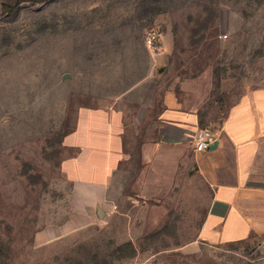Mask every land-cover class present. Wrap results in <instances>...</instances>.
Returning <instances> with one entry per match:
<instances>
[{
  "label": "rangeland",
  "instance_id": "rangeland-1",
  "mask_svg": "<svg viewBox=\"0 0 264 264\" xmlns=\"http://www.w3.org/2000/svg\"><path fill=\"white\" fill-rule=\"evenodd\" d=\"M258 88L264 0H0V264H264L263 230L198 240L199 178L135 189L167 97L212 130ZM101 104L143 121L109 206L86 221L60 164L79 111Z\"/></svg>",
  "mask_w": 264,
  "mask_h": 264
},
{
  "label": "crops",
  "instance_id": "crops-1",
  "mask_svg": "<svg viewBox=\"0 0 264 264\" xmlns=\"http://www.w3.org/2000/svg\"><path fill=\"white\" fill-rule=\"evenodd\" d=\"M140 120V119H138ZM121 105L101 104L79 111L63 142L60 170L73 186L77 214L86 221L103 215L110 203L112 177L124 167L137 127ZM199 115L174 97L164 101L157 139L139 145L143 171L135 189L162 197L178 176L197 177L209 192L199 241L232 243L264 231V88L245 93L211 131L216 144L194 150ZM98 218V217H97Z\"/></svg>",
  "mask_w": 264,
  "mask_h": 264
},
{
  "label": "built area",
  "instance_id": "built-area-1",
  "mask_svg": "<svg viewBox=\"0 0 264 264\" xmlns=\"http://www.w3.org/2000/svg\"><path fill=\"white\" fill-rule=\"evenodd\" d=\"M156 35L153 33H150L146 37V44L148 47L154 46V43L156 42ZM215 140V136L213 132L207 128H201L196 132L195 139H194V150L196 152H202L205 150H208L210 146L213 144Z\"/></svg>",
  "mask_w": 264,
  "mask_h": 264
},
{
  "label": "water",
  "instance_id": "water-1",
  "mask_svg": "<svg viewBox=\"0 0 264 264\" xmlns=\"http://www.w3.org/2000/svg\"><path fill=\"white\" fill-rule=\"evenodd\" d=\"M216 144V141L213 142V144L210 146L211 148H213V146Z\"/></svg>",
  "mask_w": 264,
  "mask_h": 264
}]
</instances>
